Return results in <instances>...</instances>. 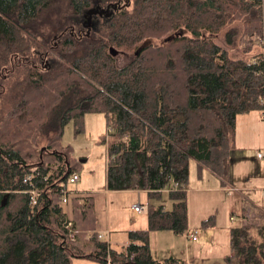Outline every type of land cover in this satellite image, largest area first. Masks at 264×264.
Masks as SVG:
<instances>
[{"label": "trees", "instance_id": "obj_1", "mask_svg": "<svg viewBox=\"0 0 264 264\" xmlns=\"http://www.w3.org/2000/svg\"><path fill=\"white\" fill-rule=\"evenodd\" d=\"M95 6L112 15L87 29ZM223 31L250 52L264 0H0V264H187L153 259L150 234L186 235L190 163L226 183L237 116L264 121V50L232 59L215 43ZM119 51L132 52L122 68ZM95 113L115 137L106 189L148 199L147 228L128 231L119 251L97 238L92 197H69L77 240L62 229L61 184L80 168L63 129L73 122L78 133ZM251 228L229 231L225 264H264V224L258 239Z\"/></svg>", "mask_w": 264, "mask_h": 264}, {"label": "rangeland", "instance_id": "obj_2", "mask_svg": "<svg viewBox=\"0 0 264 264\" xmlns=\"http://www.w3.org/2000/svg\"><path fill=\"white\" fill-rule=\"evenodd\" d=\"M83 22V20L81 21ZM91 22H94L92 20ZM95 24L94 26H97ZM224 31L221 32L215 40V43L220 47L228 51L229 56L232 59H250L255 53L261 51L258 45L254 44L252 39L249 38V45H251V51L245 52V44H238L234 42L232 46H228L224 39ZM132 58V52L119 51L115 53V65L118 68L124 67ZM48 65L52 64L51 59L46 60ZM258 114L251 112L249 115L239 117L238 129H264V121L257 120ZM256 117V119H253ZM256 121V122H255ZM257 122L261 124H257ZM256 123V124H254ZM261 134V131L259 135ZM261 140V139H260ZM115 141V137L112 130L106 128L105 119L102 114H86L83 118L82 131L76 133L73 122H69L63 129L61 144L71 149V158L74 163L79 164L78 171L79 181L72 185V190L77 192L76 196H90L93 198L94 214H95V232L104 233L110 231L109 239L105 237V240L110 244V247L114 250H121L124 241L126 240V232L128 230H145L147 228V211L148 204L147 195L140 189L127 190V191H107L105 183V171H106V150L107 147ZM243 145H250L243 142ZM264 147V145H263ZM264 149V148H263ZM249 157V161L252 165L258 167L259 181L264 182V160L257 159L256 154L252 151L244 152ZM86 162L82 163V161ZM238 160H235L232 167V175H237L245 183V179L254 176V168L250 173L245 171L235 172L237 168ZM191 184H188L189 192H187V198L189 202L190 220H189V232L197 231V241L188 242L185 238V234L182 236L173 235L171 232H154L150 234V250L152 248V256L158 260H164L169 256L175 258H188L192 261V264H225L224 254L228 249L229 242H225V237L219 231L216 232V216L219 215V222L224 221L228 223V212L235 207L237 201L240 205V195L252 200L257 206L264 207V199H261L258 190L264 189L258 188L257 191L251 190V192H241L229 189L227 192H205L197 191L196 189L202 188V185L196 183L192 172ZM248 175V176H245ZM228 182V181H227ZM231 185H236L234 182ZM208 186V185H206ZM228 188V186H227ZM255 188V187H250ZM79 194V195H78ZM249 199V198H248ZM133 206H140L141 212L135 214ZM248 209H251L250 205H246ZM69 209V205L64 206ZM64 208V209H65ZM69 212V211H68ZM67 212L66 215L70 216ZM200 212L201 214H197ZM212 212V215H209ZM201 216L204 218L202 221ZM213 217V224L206 228L201 226L204 220ZM218 220V219H217ZM226 223L224 225H226ZM222 225V226H224ZM215 228V229H213ZM208 230L212 235L209 240L203 243V233L208 234ZM179 237V238H178ZM212 237V238H211ZM226 248V249H225ZM167 256V257H166ZM86 264V262H84ZM92 264V263H87Z\"/></svg>", "mask_w": 264, "mask_h": 264}, {"label": "crops", "instance_id": "obj_3", "mask_svg": "<svg viewBox=\"0 0 264 264\" xmlns=\"http://www.w3.org/2000/svg\"><path fill=\"white\" fill-rule=\"evenodd\" d=\"M254 113L258 114L256 121H259L261 119L259 112H254ZM249 114L239 115L236 118L233 148H232V150L230 152V156H229V179H228V182L222 184L218 178L213 176L206 169H202L201 172H199L196 164L194 162H191L189 165V180H188L189 185L191 184L190 172H192L194 179H196V183L202 185V188H198L196 190L202 191V193H205V192H214V193L224 192L225 193L229 189H232V190H236L237 192L239 191L238 193L240 195L241 192H247V191L251 192V190L257 191L256 189L264 187V182L259 181V177H258L259 174H257V172H256V171H259L258 167L255 165H252V163L249 161V157L244 154V152H246V150L252 151L253 154H256L257 151L262 150L264 148L263 147V145H264V129H253V128H251L252 126L249 127V129H238V126H239V121H237L238 118L249 115ZM253 119H256V117H253ZM254 124H256V123H254ZM257 124H261V123L257 122ZM260 131H261V134L259 135ZM243 142L249 143L250 145L249 146L243 145L244 144ZM235 160L239 161V163L237 164V168L234 169L235 172H239V171H245L246 172V170H247V172L250 173L252 171V168H254V176H250V177L246 178L245 183L241 180L240 177H236L237 175H234V174L232 175V167H233V163ZM84 162H86V160L82 161V163H84ZM245 176H248V175H245ZM233 182L236 185H231V183H233ZM206 185H208V186H206ZM227 186H228V188H227ZM70 187L72 188V185ZM250 187H255V188H250ZM263 191H264V189L258 190L261 199H264V196H262ZM187 192H189L188 187H187ZM75 194L77 195V192ZM88 197H90V196H88ZM240 198H241V200L244 199L245 201H244V203H243V201H241L240 205L236 201L235 207L229 208V209H233V210H230V212H228V214H229L228 220H227L228 223L225 222V217H224L223 222L222 221L219 222V215L214 214L216 216V221H217L216 225H219V226L215 227L216 228L215 234H217V233L219 234V231H220L223 234V236L225 237V242H229V231L233 228L240 227L243 224H249L252 227L251 228L252 237L254 239H258V236L256 233V230H257L256 227L264 224V207L257 206L255 204V202H252V200L250 199L249 196H248L249 199L244 197L243 195H240ZM187 202H188V198H187ZM247 204L250 205L251 209H248V207L246 206ZM66 208H68V207H66ZM66 208H65L66 214L69 211L68 213L70 215V216H68V215H66V216L69 219H72L71 218L72 213H71L70 206H69V209H66ZM196 213L201 214L200 212H196ZM209 215H212V212H209ZM202 217H205V216L200 215L199 219H201V221L204 219ZM189 220H190V210H189V202H188V226H189ZM225 223H226V225H224ZM222 225H224V226H222ZM215 228H213V229H215ZM134 229L135 228H133L132 230H134ZM132 230H128V231H132ZM140 230H143V229H140ZM128 231H125V232L127 233ZM207 232H208V234L206 235L205 231H204L203 236L201 237L203 239V243L206 242V239L209 240V237L212 235V233H210V230H208ZM110 233L111 232L107 230L104 233H100V234H102L104 237L109 239ZM185 238H186V235H185ZM108 239H107V242H108ZM186 240H187V238H186ZM196 241H194V242H196ZM188 242L190 243L191 241H188ZM125 244H126V240L124 241L123 246ZM226 251H227V254H224L225 258L229 254V245H228V249L225 250V253H226ZM151 252H152V248H151ZM169 257L175 258L173 256H169ZM169 257H167V258H169ZM153 259H155V258L153 257ZM176 259H182V258H176ZM155 260H158V259H155ZM182 260H185L187 262V264L193 263L188 258H184ZM158 261H162V259L158 260ZM84 262H86V264L88 262L92 263V264H97L93 260H86V259H73L71 264H84Z\"/></svg>", "mask_w": 264, "mask_h": 264}, {"label": "built area", "instance_id": "obj_4", "mask_svg": "<svg viewBox=\"0 0 264 264\" xmlns=\"http://www.w3.org/2000/svg\"><path fill=\"white\" fill-rule=\"evenodd\" d=\"M252 41L254 44L258 45L259 48L264 50V31L261 35H254L251 37ZM257 159L262 161L264 160V149L259 150L256 152ZM36 171L35 168H31L28 175H25L23 178V183L25 184H30L31 183V178L32 174ZM79 181V175L77 173H73L68 177L65 183L61 184V200L60 203L64 206H67L69 204V197L73 196L75 192H72L69 187L71 185L76 184ZM31 195V205H34L36 203V200L39 196V192L36 189H33L30 191ZM262 196H264V191L262 192ZM133 211L135 214H139L141 212L140 206H133ZM62 229L64 230V234L67 240L70 242H75L78 238V231L74 228V224L71 219L66 217L64 221L62 222ZM197 232H187L186 233V238L188 241H196L197 240ZM93 233H88V237L92 236ZM97 238L102 241H106L105 237L100 234L96 233ZM107 242V241H106Z\"/></svg>", "mask_w": 264, "mask_h": 264}, {"label": "water", "instance_id": "obj_5", "mask_svg": "<svg viewBox=\"0 0 264 264\" xmlns=\"http://www.w3.org/2000/svg\"><path fill=\"white\" fill-rule=\"evenodd\" d=\"M112 8L115 10V9H117V6L113 5ZM93 14L97 15L99 17L104 16V17L108 18L112 15V12L110 11V6H107L106 8H101L99 6H95L92 9L86 11L83 15V18L85 19L88 15H93ZM83 24L84 23L82 22V26H84ZM138 53H139V51H137L135 53V55H138Z\"/></svg>", "mask_w": 264, "mask_h": 264}, {"label": "flooded vegetation", "instance_id": "obj_6", "mask_svg": "<svg viewBox=\"0 0 264 264\" xmlns=\"http://www.w3.org/2000/svg\"><path fill=\"white\" fill-rule=\"evenodd\" d=\"M104 19V16L99 17L97 15H88L85 19L83 18V25L85 28H90L92 29L94 27L95 24H98L100 20ZM92 20H94V22H91Z\"/></svg>", "mask_w": 264, "mask_h": 264}]
</instances>
